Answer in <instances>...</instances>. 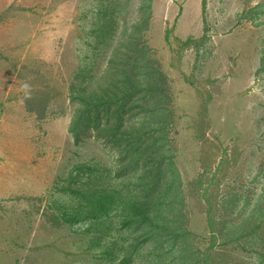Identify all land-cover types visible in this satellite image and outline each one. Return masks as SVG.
Returning <instances> with one entry per match:
<instances>
[{
	"label": "rangeland",
	"instance_id": "1",
	"mask_svg": "<svg viewBox=\"0 0 264 264\" xmlns=\"http://www.w3.org/2000/svg\"><path fill=\"white\" fill-rule=\"evenodd\" d=\"M109 2L118 4L111 40L131 30L149 4L141 40L172 94L170 140L196 244L210 243V204L212 216L236 220L245 203L243 215L260 201L264 0H206L201 41V0H0V264H112L109 242H124L117 233L89 240L84 211L74 209L78 196L65 187L70 175L77 186L90 172L99 182L112 179V149L89 133H69L75 102L66 94L72 71L90 62L86 56L96 53L101 68L111 50L108 41L91 52L89 33ZM45 101L41 116L26 107L39 110ZM123 180L125 174L115 181L119 190ZM232 248L240 263H257Z\"/></svg>",
	"mask_w": 264,
	"mask_h": 264
},
{
	"label": "trees",
	"instance_id": "2",
	"mask_svg": "<svg viewBox=\"0 0 264 264\" xmlns=\"http://www.w3.org/2000/svg\"><path fill=\"white\" fill-rule=\"evenodd\" d=\"M205 4L201 0L204 34L200 41L206 34ZM117 5L109 2L100 8L89 30L94 41L91 52L112 41L103 66L95 67L96 53L86 56L90 62L75 68L66 86L68 101L75 102L68 126L72 138L89 133L114 152V166L102 170L112 176L108 183L99 182L90 172L80 186L74 184L75 175L65 184L78 196L74 209L84 211L89 240L99 243L106 234L125 235L123 243L115 237L108 244L111 249L105 253L112 255V264H245L232 256L231 247L264 264V190L246 215V203L234 214L236 220L212 216L210 204L206 216L210 243L203 248L196 244V235L187 227L182 180L174 162V140H170L172 94L165 74L141 40L149 4L141 8L131 30L111 40L108 34L113 32ZM260 65L264 66V41ZM46 106V101L39 110L30 102L26 105L39 116ZM122 174L125 180L119 190L115 181ZM70 215L78 219L74 211ZM218 242L222 244L216 246Z\"/></svg>",
	"mask_w": 264,
	"mask_h": 264
}]
</instances>
